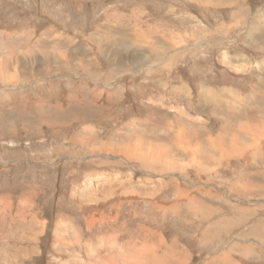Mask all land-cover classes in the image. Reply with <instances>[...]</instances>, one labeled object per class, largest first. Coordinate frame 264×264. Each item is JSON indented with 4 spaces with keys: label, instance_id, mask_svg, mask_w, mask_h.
<instances>
[{
    "label": "rangeland",
    "instance_id": "1",
    "mask_svg": "<svg viewBox=\"0 0 264 264\" xmlns=\"http://www.w3.org/2000/svg\"><path fill=\"white\" fill-rule=\"evenodd\" d=\"M263 220L264 0H0V264H264Z\"/></svg>",
    "mask_w": 264,
    "mask_h": 264
},
{
    "label": "bare ground",
    "instance_id": "2",
    "mask_svg": "<svg viewBox=\"0 0 264 264\" xmlns=\"http://www.w3.org/2000/svg\"><path fill=\"white\" fill-rule=\"evenodd\" d=\"M222 54V53H221ZM20 56V55H19ZM13 57V56H12ZM158 58V57H157ZM176 58V57H175ZM58 60V59H57ZM166 65V64H165ZM244 65H246V64H244ZM165 67V66H164ZM237 69V68H236ZM9 70V68L7 67V66H3V72H7ZM165 71V70H164ZM10 72V71H9ZM237 73V72H236ZM6 76H8V75H6ZM17 76V75H16ZM10 80V79H9ZM17 80V79H16ZM7 82V81H6ZM214 91V90H213ZM206 92V91H205ZM180 94V93H179ZM192 94V93H191ZM214 95V94H213ZM204 97V96H203ZM263 97V96H262ZM193 99V98H192ZM162 101V100H161ZM165 134V133H164ZM184 142V141H183ZM162 150V149H161ZM149 161V160H148ZM38 218V217H37ZM262 221V220H261ZM264 221V220H263ZM33 225V224H32ZM258 226V225H257ZM31 227V226H30ZM138 228V227H137ZM25 229V228H24ZM30 231V230H29ZM71 231V230H70ZM38 234V233H37ZM263 234V233H262ZM35 236V235H34ZM76 238V237H75ZM245 238V237H244ZM254 238V237H253ZM57 239V238H56ZM256 243V242H255ZM99 246V245H98ZM137 247V246H136ZM137 248H139V247H137ZM141 248V247H140ZM137 250V249H136ZM237 250V249H236ZM94 251V250H93ZM41 252V251H40ZM92 253V252H91ZM92 254H95V253H92ZM244 255V254H243ZM143 256H145L144 254H143ZM111 257V256H110ZM78 259V258H77ZM154 259V258H153ZM142 260H143V258H142ZM148 261V260H147ZM154 261V260H153ZM163 261V260H162ZM103 262H104V264H115V262L113 261V262H111V258H105L104 260H103ZM143 262V261H142ZM145 263V262H144ZM153 264H154V262H152ZM96 264V263H95ZM142 264V263H141Z\"/></svg>",
    "mask_w": 264,
    "mask_h": 264
}]
</instances>
